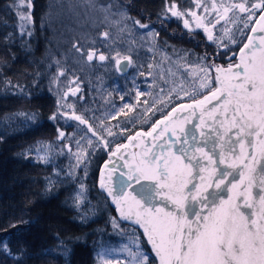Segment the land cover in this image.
<instances>
[{"label": "snow or ice", "instance_id": "obj_1", "mask_svg": "<svg viewBox=\"0 0 264 264\" xmlns=\"http://www.w3.org/2000/svg\"><path fill=\"white\" fill-rule=\"evenodd\" d=\"M88 4L93 10L101 13L103 21L114 26L119 34L125 32L131 34L139 28L147 30L141 39L146 36L155 42L159 37V33L150 27V23H145L141 18L131 15L130 7L134 6L133 0H127V4H120L119 0H107L106 3L88 0ZM10 6L16 11L19 20L17 25L19 35L31 37L33 35L31 25L34 24L31 12L32 0H13ZM22 6L27 10L22 11ZM197 7H201L198 2ZM220 8L224 10L223 15L220 14ZM202 11L209 15L211 11H215V17L203 23L202 21L207 17L198 16L191 8L179 7L177 0H165V7L157 14V22L163 24L175 17L182 20L184 28L191 32L193 29L188 17H192L196 21V27L203 28L208 40L215 43L217 49L228 48V45L223 44L222 36L214 37L211 29L221 20L233 25L239 24L241 26L236 30L244 37V40L239 42L230 35L231 29L222 25L230 43L240 45L238 61L229 56L227 67H223L215 64L214 61H209L207 53L199 57L195 66L204 72V76L200 78V88L207 89L202 94V98L197 99L195 95L185 93L184 95L191 96L192 102L173 106L161 97L160 103L164 104V109L157 110L163 112V119L155 122L151 131L136 133L129 137V140L134 146L137 143V136L147 135L154 140H160L170 129L175 131L173 126L196 117L200 123L193 125V131L189 132L184 127H180L181 135L174 143L166 141L167 147L165 144L150 145L144 149L143 154H128L126 152L128 145L121 144H117L112 150L113 142H109L98 133L82 113L77 114L74 104L62 103L66 101L69 93L75 96L76 92L80 91L79 85L76 84L78 78L69 80L75 88H69L62 96L58 95L56 110L49 117L52 121L67 117L78 121L81 125H86L88 132L96 137L108 152L109 159L100 170L99 186L107 196L111 197V202L119 213V219L115 217L111 219L112 227L121 229L120 221L124 220L143 230L142 234H139L136 227H133L128 237L130 243L122 245L119 249L120 252L127 254L125 264H149L150 257L143 250L144 242L151 246L158 264H264V0H231L230 4H225L221 0L219 5L213 2L211 10L208 6H203ZM229 12L233 13L232 17H229ZM43 22L42 17L41 26ZM257 24L259 28L256 27ZM245 29L250 34H246ZM5 42H12L11 33L5 37ZM21 43L23 45L26 41ZM98 43L109 48V51L107 53L101 51L97 46ZM115 43L116 38L110 34V31L104 30L99 34L98 41H92V47L85 48L79 44H74L73 47L79 57L89 64L94 60L114 61L115 70L123 74L130 66H135V61L130 54L131 49L127 54L122 55L119 49L111 47ZM228 51L232 52V56L237 54L234 49L228 48ZM3 62L6 63V60ZM142 67L144 66L139 65V68ZM139 68L137 70L140 76L152 75V64L147 65L149 69L147 72L139 71ZM213 69L215 75L211 76ZM64 75L65 70L58 69V75L53 82ZM133 83H135L134 79ZM144 94L140 91L136 92L138 97ZM83 98L80 97L81 100ZM120 99L122 101L125 99L124 94L120 95ZM177 99L182 97L177 94ZM167 100L171 101V94L168 95ZM133 107L127 102L123 105V108ZM152 107H155V104ZM64 108L72 111L65 112L62 110ZM123 108L120 110L121 113ZM178 108L188 115L180 114ZM197 110L200 111L198 117ZM115 116L116 114L113 113L110 118L115 119ZM205 116L209 117L211 123L204 120ZM28 119H35V116H29ZM98 126L109 136L115 135L111 127H104L103 120ZM195 129H200L199 135ZM122 131L128 130L122 129ZM200 137H203V140ZM63 138L65 133L59 131L58 139ZM76 143L79 146L80 142L76 141ZM87 143L91 145L93 141L89 138ZM209 143L212 144V148L206 151ZM218 145L223 149L219 153L215 151ZM153 147H158L160 152H152ZM69 152H71L70 148ZM197 153H202L207 163H204V160L196 155ZM225 154L238 163H228ZM126 155H130V158L125 160L123 165L118 166L117 161L124 160ZM137 155H140L139 159H136ZM37 158L43 163L50 162L47 151ZM80 160L81 156L77 155L78 164ZM221 164H227L228 168L239 169L240 179L229 181L225 186L231 191L237 188V184L240 185L234 196L223 195L225 188L221 186L225 185V177L232 173L221 170ZM213 166L219 175H211ZM117 167L120 168V172L116 181L118 187H115L113 175ZM206 172L209 173L208 176L204 175ZM85 174H87V166H85ZM245 174L246 184L243 182ZM46 179L48 180L46 191H51L55 182L51 178ZM80 189L72 197L77 209L81 208L85 199L86 189L83 183L80 184ZM253 189L256 191L253 192ZM156 197H161L159 206L155 204ZM86 218V215L82 216V219L86 220ZM27 223L29 221L20 220L10 224L9 227L17 229L18 224ZM121 231L127 232L126 229ZM0 232L8 233V229H0ZM17 243L20 244V248L13 251L12 241L8 236L0 237V255L12 258L14 264H22L27 254V246L19 238ZM68 251L67 247H63L61 254L67 256ZM116 251L114 248L101 246L96 252L97 264H111L110 257ZM152 264H155V260Z\"/></svg>", "mask_w": 264, "mask_h": 264}, {"label": "trees", "instance_id": "obj_2", "mask_svg": "<svg viewBox=\"0 0 264 264\" xmlns=\"http://www.w3.org/2000/svg\"><path fill=\"white\" fill-rule=\"evenodd\" d=\"M65 1L32 0L33 35L21 37L16 11L10 6L13 0H0V229H8V233L0 232V237L8 236L12 241L13 251L20 248L18 238L24 241L27 254L22 264H97L96 252L101 246L108 248L121 245L126 242L127 235L121 229L132 230L134 227L121 221V229L112 227L111 219L117 218L115 209L97 185L99 168L108 159V152L103 144L77 167L69 152V148L73 149V144L58 139L59 131L66 133L70 130L60 125L58 120L49 119L57 107L58 82L78 78L76 84L81 87L80 94L84 98L76 101L75 111L77 114L82 113L98 133L101 130L98 126L101 120L111 126L115 135H108L105 139L113 142V150L130 135L139 130L148 131L155 122L163 118V112L157 110L164 109V104L160 103L161 97L173 106L191 102V96L184 95L185 93L195 95L197 99L202 98V94L207 91L200 88L203 72H200L199 78L192 72L200 71L195 66L199 57L207 53L209 61L226 67L228 57L231 56L234 60L237 55L232 56L228 48L238 53L240 46L239 43H230L229 39L223 42L228 48L217 49L214 43L199 45L197 41L202 42V36L194 34L196 38H191L185 34L180 21L172 20L165 28L157 29L159 37L156 45H149V49H153L150 51L146 45H141L139 30L135 29L131 34L123 33L119 38L120 43L116 41L111 45L113 49H119L122 55L131 49L130 54L135 61V66L131 67L126 76H119L113 61H104V64L97 66L96 62L85 63L74 53L72 45L77 33L69 27V17L67 20L59 17ZM125 2L127 4V0H119L120 4ZM193 2L194 0H177L179 7L184 9L192 8ZM133 5L130 7L131 15L142 21H156L157 14L165 7V0H133ZM240 26L237 24L231 33L237 42L244 40L236 30ZM104 30L113 35L111 29L101 26L96 30L95 38H99ZM9 33L12 34V42L6 43L5 37ZM245 33L249 34L247 29ZM22 41L26 43L22 45ZM98 47L103 52L109 51L107 47ZM163 55L179 57V67L184 69L180 72L186 77L188 73L193 74V77L188 76L191 84L186 92L167 91L159 96L154 87L157 84L150 80L151 77L139 75V65L144 66L139 71H149L148 64H152L155 69L157 61ZM58 69H64L65 75L53 82ZM134 74L138 75L140 92L145 93L139 97L134 85L127 80ZM210 75L213 76V71ZM8 81L11 83H7ZM112 84L116 86L113 101L120 103V95L124 94L123 101L134 107L123 108V113L120 112L121 109L115 112V119H111V115H104L105 113L96 116L94 113L97 111H93L92 118L89 113L94 107L105 108L104 101L95 95L96 91H100L104 85ZM169 94L171 101L167 100ZM177 94L182 99H177ZM154 104L155 107H152ZM32 115L35 119H28ZM45 151L48 152L49 163H43L37 158L43 156ZM57 172L60 174L56 175ZM46 178L55 182L51 191H46ZM81 183L86 189L85 199L81 208L77 209L72 197L81 190ZM85 215L86 220L82 219ZM20 220L29 223L18 224L17 229L9 227ZM136 230L142 234L137 228ZM63 247L69 250L67 256L61 254ZM143 250L150 257L149 264H152L155 258L146 242L143 243ZM0 264H14V261L0 255Z\"/></svg>", "mask_w": 264, "mask_h": 264}, {"label": "rangeland", "instance_id": "obj_3", "mask_svg": "<svg viewBox=\"0 0 264 264\" xmlns=\"http://www.w3.org/2000/svg\"><path fill=\"white\" fill-rule=\"evenodd\" d=\"M66 2H67V0L65 1L64 5L62 6V8L60 10L59 17H62L63 20H67V18L69 17L67 20V23H68L69 27L77 33V34H75L76 40H75L74 44L83 45L85 48L92 47L93 46L92 41L93 40H97V41L99 40V38L96 39L95 37H96V30L98 28H100L101 26H105V27H108V29H111L113 31V36L116 38V41L119 43L121 42L119 40V38L123 34L117 33L116 28L114 26L110 25L107 22H104L103 18H102V14L99 13L98 11L93 10L88 4V0H75V1L70 0L67 3ZM96 2L97 3H106L107 0L105 2H102L101 0H96ZM197 2L201 5V7H199V8L197 7ZM197 2H193V7L191 9L195 10L197 12L198 16L207 17L206 20L202 21L203 23H207L208 20H212L213 17H215V11H211V15L204 13L202 11L203 6L206 5L211 10L212 3L215 2L217 5H219L221 3V0H197ZM223 2L225 4H230L231 0H223ZM125 4H126V2H125ZM21 10L24 11L27 9L25 6H22ZM219 11H220V14L223 15V12H224L223 8H220ZM228 15H229V17H232L233 13L229 12ZM188 19L190 20L191 27L193 29L191 32L188 29L184 28L182 20H178L175 17H173L171 20L165 21L163 24L157 22V20L156 21L146 20L143 22L150 23V27L155 29V31H157L158 28L163 29L166 26H168L169 22H171L172 20L180 21L181 25L184 29L185 34L189 35L191 38H196V35H194V34H199L200 36L203 37L202 42L197 41V42H199L198 43L199 45H206V44L213 43L212 41L208 40L207 33H205L203 31L202 27L201 28L196 27V21L194 18L188 17ZM222 25L225 28L231 29V33H232L233 29L236 27L237 24L233 25L230 22L225 23L224 20H221V22L219 24H216L215 28L211 29L214 37H221L222 36L223 37L222 42H225L229 38H228V35H225V33L222 29ZM137 29L139 30L138 32H139L140 36L145 34L147 31L145 29H139V28H137ZM231 33H230V35H231ZM130 40H128V42H130ZM73 45H72V48L74 49V53H76V55H79L76 52ZM141 45H144V46L146 45L147 46L146 48L149 49V45H156V41L153 42L150 37L145 36L144 39H141ZM97 46H103V45H100L98 43ZM165 57H167V56L163 55V57L159 61H157V63H156L157 67L155 69L152 68V71H151L152 75L150 76L151 77L150 80L157 84V86L154 85V87L156 88V92L159 94V96H162L167 91L186 92L188 89H190L189 84H191L189 79H188V76L192 75V77H193V74L188 73V76L186 77L182 72H180V70L184 71V69H181L179 67V61H180L179 57L169 56V57H167V59H165ZM234 60L238 61V53L235 56ZM83 61L85 63L87 62L84 59H83ZM94 62H96L97 66H99L100 64H104L103 62H100L98 60H94L92 63H94ZM214 63L217 64L216 62H214ZM113 64H114V61H113ZM114 68H115V66H114ZM98 70H99V68H98ZM212 71H213V76H214L215 70L213 69ZM192 72L198 78H199L200 72L202 73V71H199V70L192 71ZM201 75L204 76V72ZM148 77L149 76H146L144 78H148ZM133 79H134L135 83H133ZM137 79H138L137 74L130 75L127 78V80L134 85L135 91H140V85H139ZM69 80H70V78L58 82L57 93L59 94V96H62L64 94V92L66 90H68L69 88H73V89L75 88V85L70 84ZM79 89H80V91H77L75 96H73V95H71V93H69L67 98H66V101H62V103L74 104L76 107V101L77 100L81 101V99H80V97H81L80 92L82 91L81 87H79ZM115 89H116V86L114 84H112V85H104L101 87L100 91H98V92L96 91L95 95L97 96L98 99H102L104 101L103 104H104L105 108L102 109V107H101V109H100L98 107H94L90 111L89 116H91L93 118V111H97L96 113H94L96 116H102V113H105L104 115H112L113 113H115V112L119 111L121 108H123V105L126 101L120 100L121 101L120 103H116L112 99V95L114 94ZM161 89H163V91H161ZM105 101H107V102H105ZM191 102H187V103H191ZM187 103H182V104H187ZM62 110L65 112H69V113L72 111V109H68V108H64ZM58 122L60 125L64 126L65 128L68 127L70 129L66 133L63 131L65 133V138H63L61 140H66V141H69L73 144L74 147L71 150L72 162L75 165H78L77 167H80L81 162L85 158H88V156L90 154H92L96 150V148H98L102 144L99 143V141L97 140L96 137L92 136V134L90 132H88L86 125H81V124H79L78 121L68 119L67 117L59 118ZM104 127L108 128L111 126L109 124L104 123ZM99 133L101 135H103L104 137L108 136V134L106 132H104L103 129H101L99 131ZM89 138L93 141V144H91V145H89L87 143V140ZM76 141L80 142L79 146L77 145ZM81 150H83V151H81ZM77 155L81 156V160H80L79 164L77 162ZM108 159H109V155H108ZM97 180H98V177H97ZM108 202H109V200H108ZM111 207H113V206H111ZM124 233H127L126 242L122 243L121 245H119L117 247H110V248H114L117 250L115 253H113V256L110 257L111 264H118V261H119V264H125V262H126L127 254L120 252L119 249L121 248L122 245L130 243L128 237L131 235L132 230H127V232H124Z\"/></svg>", "mask_w": 264, "mask_h": 264}, {"label": "water", "instance_id": "obj_4", "mask_svg": "<svg viewBox=\"0 0 264 264\" xmlns=\"http://www.w3.org/2000/svg\"><path fill=\"white\" fill-rule=\"evenodd\" d=\"M256 27L259 28V24H257ZM249 34H250V33H249ZM246 42H247V41H246ZM257 55H259V53H257ZM238 59H239V52H238ZM125 63H126V62H125ZM130 68H131V66H130V67L127 69V71H126L125 73H123V74L120 73V72H117V71H116V72H117L118 75H120V76H124V75H126V74L129 73ZM214 103H216V102L214 101ZM180 105H181V104H180ZM177 111H178L180 114H182V115H185V116L188 115L187 112H183V111H182L181 109H179V108L177 109ZM172 115H176V113H172ZM199 115H200V111L197 110V112H196V116L198 117ZM160 120H161V119H160ZM160 120H158V121H160ZM204 120L207 121L208 123H211V120L209 119L208 116H205V117H204ZM198 123H200V121L197 120L196 117H191L190 120H184V121H181L178 125L173 126L174 129H175L174 132L170 129V131L167 132V133H165L164 137H163L162 139H160V140H154L153 137H151V136H147V135L137 136V137H136V141H137V143H136L135 146H134V144H133L132 142H130L129 137L135 135L136 133H147V132L151 131L152 127H151L147 132H146V131H141V130H139V131L135 132L133 135H130V136L126 139V141H125L124 143H122L121 145H128V147H127V149H126V152H127L128 154H132V153L143 154L144 149H145L146 147L150 146V145H153V144H165V147H167L168 145L165 143L166 141H171V142L174 143L175 140H176V138H177L178 136L181 135V133H180V127H184V128L187 129L189 132H191V131H193V125H194V124H198ZM205 130H206V129H205ZM195 131L197 132V135H199V131H200V129H195ZM200 139L203 140V137H200ZM177 147H178V145H177ZM211 148H212V144L209 143L208 148L206 149V151L211 150ZM173 150L175 151V149H173ZM122 151H124V149H122ZM151 151H152V152L159 153V152H160V149H159L158 147H153V148L151 149ZM215 151H216L217 153H219V152L223 151V149H221V147H219V145H218V146L216 147ZM165 154H167V153H165ZM196 155H197V156H200V157L204 160V163H207V159L203 157V154H202V153H197ZM129 158H130V155H126L125 158H124V160H118V161H117V165H118V166H119V165H123V164L125 163V160H127V159H129ZM139 158H140V155H137V156H136V159H139ZM225 158H226V160L228 161V163H238V162H234V161L232 160V157L229 156V155H227V154H225ZM105 162H106V161H105ZM105 162H103V163L101 164L100 168H99L97 185H98V189H99L100 191H102V192L105 194V196L108 198V200H109V204H110L111 206L114 207V209H115V213H116V215H117V218L119 219V213L117 212L115 205L112 204V202H111V197L107 196V193L104 192V191L100 188V186H99L100 170L103 168V165H104ZM220 169L232 173V175H229V176H226V177H225V185H222V186H221L222 188H225V191H224L223 195H224L225 197H231V196H234L235 193H236V191L239 189L240 185L237 184V188H235V189H231V191H229L225 186L228 184L229 181H236V180H239V179H240V177H239V169H238V168H235V167H233V168H228V167H227V164H221V165H220ZM125 170H126V169H125ZM119 172H120V168L117 167V171H116V172L114 173V175H113V182H114V186H115V187H118V182H116V181H117V177H119ZM204 175H205V176H208L209 173L206 172V173H204ZM211 175H213V176L219 175V173L215 171L214 166L212 167ZM197 182H198V181H197ZM243 182H244L245 184L247 183V175H246V174H245V177H244V181H243ZM142 183H146V184H147V183H149V182H147V181H142ZM198 183H199V182H198ZM136 188H137V191H139V185H137ZM255 191H256V189H253V192H255ZM129 203H131V202H129ZM155 204L158 205V206L161 204V197H156V198H155ZM250 211H251V210H250ZM121 222H123V223H125V224H128V225H131V224H130V221H124V220H121ZM132 226H133V225H132ZM134 227H136V228L142 233V231H143L142 229H140L138 226H134ZM147 246H148L150 252L152 253L153 257L155 258L154 253L151 251V246H150V245H147ZM155 260H156V263L158 264V259L155 258Z\"/></svg>", "mask_w": 264, "mask_h": 264}]
</instances>
